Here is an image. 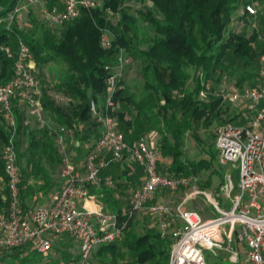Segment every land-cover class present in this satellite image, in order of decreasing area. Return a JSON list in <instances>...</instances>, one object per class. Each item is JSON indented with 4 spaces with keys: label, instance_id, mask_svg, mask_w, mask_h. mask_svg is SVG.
<instances>
[{
    "label": "trees",
    "instance_id": "16d2710c",
    "mask_svg": "<svg viewBox=\"0 0 264 264\" xmlns=\"http://www.w3.org/2000/svg\"><path fill=\"white\" fill-rule=\"evenodd\" d=\"M140 1L143 5L150 3L152 6L141 12L140 19L155 34L145 49L140 48L146 43L143 42L140 19L125 9V0H103L100 8L83 9L77 19L60 25L62 28L58 36L51 33L40 36L33 31L25 33L16 27L0 28V46H10L16 51L18 40L21 39L30 47L38 65L60 62L66 66L63 81L57 88L67 95L69 106L57 105L43 88L42 105L44 114L51 122L72 131L75 141L73 150L79 160L77 164L82 163L81 158L85 160L94 146L88 147L86 142L92 136L98 140L102 135V126L91 111V103L95 101L104 106L109 76L106 67L113 66L120 50L126 48L144 63L142 72L145 95L137 99L128 89L122 87V81L119 83V89L113 97L114 106L108 111L117 120L118 130L125 135L130 145H134L149 132L150 126L158 125L161 136L158 149L161 158L170 160L166 165L158 161L159 173L182 178L198 176L203 171L212 170L207 181L210 186V178L214 174L221 175L222 178L224 176V168L218 161L216 143L215 146H208V160L190 161L183 157L185 136L201 120L203 126L209 129L222 114L228 112L231 104L224 103L222 96L215 93L216 86L222 83L226 75H233L237 69L247 71L254 68L258 77L255 86L258 85L260 58L264 54V43L261 42L264 33V0ZM17 4L18 0H0V21L7 17ZM248 4L257 7L255 16L245 11ZM240 8L244 12L241 19L243 27L230 31L233 16ZM115 14H119L120 20L114 28L109 17ZM257 22L261 28L254 27ZM107 29L115 33L110 49H105L102 45V36ZM13 77L14 59L0 51V86ZM190 79L194 82L193 89H188L187 86ZM201 92H205L206 99L200 97ZM21 102L25 103L20 97L12 100L18 125V164L23 179L21 199L27 212L23 200V186L27 176L35 175L41 180L42 183L38 185L40 193L46 194L55 187L49 170L43 166L42 161L37 160V155L41 153L44 162L52 168L60 164L61 158L55 142L56 134L49 127L42 130L40 137L32 138L26 152L21 153ZM236 118L240 119V113L232 119ZM8 137L6 120L0 115V181L6 180L2 150L8 142ZM195 138L199 144L206 145L209 138H216V135L210 134L204 141L196 136ZM26 156L28 173L22 167ZM123 162L125 161L112 164L102 174H112L111 168L114 165L115 168L119 167ZM217 164L223 172L213 170ZM100 190L105 195V202H110L112 189ZM3 193L6 194L7 189L0 191V195ZM3 207H7V203L0 199V208ZM109 207L119 217L123 215L122 211L115 207V203H111ZM132 222L133 220L129 227ZM162 241L166 240L161 239L158 233L129 235L124 245L129 249L133 260L127 264H168L170 242L162 246ZM115 248L116 245L112 243L102 247L98 254L101 255L104 249H110V255L114 256ZM12 252L24 255V262L42 261L41 255L30 246L16 248ZM71 257L69 253L63 254L65 260Z\"/></svg>",
    "mask_w": 264,
    "mask_h": 264
},
{
    "label": "built area",
    "instance_id": "2783aa9c",
    "mask_svg": "<svg viewBox=\"0 0 264 264\" xmlns=\"http://www.w3.org/2000/svg\"><path fill=\"white\" fill-rule=\"evenodd\" d=\"M40 0H26L17 5L6 19L15 17ZM62 10H43L44 20L49 24L63 25L77 19L83 9L94 10L102 6L99 0H63ZM252 16L257 14L254 5L245 6ZM4 18V19H5ZM105 49L112 47L107 33L102 36ZM0 51L14 59V77L0 86V115L6 120L8 142L2 150L6 180L0 181V191L7 203L6 211L0 215V257L6 251L30 246L41 255V262L26 264H51L55 241L64 235L73 239L78 252L69 260L59 264H95L93 254L97 248L110 245L122 238L135 216L145 209L161 223L160 236L168 240V264H208L205 251L218 249L230 254L234 264H264V54L260 58L259 83L245 90L233 89L221 96L224 103H243L241 124L226 123L216 132V148L219 164L225 169L224 182L213 198L200 189L192 177H171L158 171L157 152L142 137L130 145L125 135L118 130L117 120L108 111L114 106L113 97L123 77L125 58L123 49L113 66H107L108 94L104 106L95 101L91 111L102 126V135L86 156L83 171L76 170L66 149L64 127H53L45 118L42 99L43 89L35 70L31 49L21 39L16 51L10 46H0ZM20 97L30 108V114L42 128L49 127L56 134V145L62 151L63 183L60 192L50 206H41L26 212L21 199L22 175L18 164V125L12 100ZM200 97L206 99L205 92ZM128 161L142 168L144 180L132 195L129 208L119 217L106 210L91 196V188L114 189L112 176L102 172L112 164ZM238 172V183L232 172ZM185 190L186 195L176 209L155 202L147 207L153 197L164 191ZM224 196L230 207L220 203L217 197ZM204 197L217 216L204 219L194 210L187 208L188 202ZM173 214L181 220L175 226L168 219ZM0 264H2L0 262Z\"/></svg>",
    "mask_w": 264,
    "mask_h": 264
},
{
    "label": "rangeland",
    "instance_id": "374dc122",
    "mask_svg": "<svg viewBox=\"0 0 264 264\" xmlns=\"http://www.w3.org/2000/svg\"><path fill=\"white\" fill-rule=\"evenodd\" d=\"M26 0H18L17 5H22L25 3ZM41 3L38 4L36 7H30L27 10L22 11L19 13L13 21L10 19H3L0 21V28H13L16 27L19 30L27 33V32H35L38 35H46L48 33H51L53 35H59L61 32V26L55 25V24H49L44 20L43 17V10H62L63 0L54 2L49 0H40ZM103 1V0H99ZM125 9L129 11L132 15L140 19L141 12H145L146 8H151L150 3H143L140 0H125ZM261 7V6H260ZM257 9V7H255ZM262 8V7H261ZM243 10L240 8L233 16V22L229 26V30H240L243 27V21L241 20L243 17ZM109 20L111 21L113 27H117L120 16L119 14L111 15L109 17ZM141 28H142V37L143 42H146L140 46V48L145 49L149 43H151L153 37L155 36L154 32L151 30V28L140 19L139 22ZM256 28H261V25L259 22L255 24ZM106 33L110 36L112 40L115 39V33L107 29ZM251 33V29L249 30V34ZM261 42L264 43V33L261 37ZM123 49L124 58L126 61L125 68L123 71V77L121 79L122 81V87H125L128 89V91L136 96L137 99L139 97L145 95L144 90V79H143V67L144 63L142 62V59H138L134 57L131 53H129L126 48ZM35 63V70L37 71V75L39 78V82L41 87L48 91L50 96L54 99L55 103L57 105L68 107L69 100L67 95H65L62 91L58 90L57 86L60 85V83L63 81L64 74L66 71V66L63 63L60 62H49L45 65H38ZM255 69L249 68L247 71H244L242 69H237L234 71L233 75H226L220 85L216 86L215 93L222 95L225 93L226 95L230 94L233 89L237 90H245L248 88H252L256 85L258 77L255 75ZM188 89H193L194 82L192 79L188 81ZM158 103V102H157ZM21 107H23L22 110H20L21 118L23 122V130L20 133L19 136V142H20V151L21 153H25L26 149L28 147V144L30 143L31 139L36 137H40L41 132L44 128L40 126V124L37 122V119L30 114V108L27 105V103L21 102ZM242 107L243 103L239 102L237 104L231 105L228 112L225 114H222V117L214 122L213 126L211 128H206L203 126V120H201L199 123H197L192 131L188 132L185 136V147L183 149L184 151V159H188L190 161H200L202 159H209L208 155V146L214 145L216 143V138H209L210 134L216 135L217 129L219 126H221L223 123H234V124H241L244 121L240 114V119H232L235 115L242 113ZM157 110H155V113ZM45 118L47 121L53 126L57 127L56 124L51 122L46 114ZM159 120V117H157ZM223 121V123H221ZM227 121V122H226ZM234 121V122H233ZM159 126L154 124L150 126L149 132L153 133L154 136L152 137V140L149 138V135L146 133L142 137H144L148 143L149 146L154 149L157 152L158 161H162L164 165L169 164V159H162L161 154L158 149V145L160 143L161 136L158 131ZM195 136L200 139L201 141L206 140L209 138L206 145L199 144L195 138ZM65 141H66V149L69 153H72L71 159L73 161V165L75 166L76 170H79L80 172L83 171V165L84 160L82 158L80 161H82L81 164H77L79 161L77 157H75V152L73 150L75 141L73 139V133L71 130H66L65 134ZM94 136L90 138L88 142H86V145L88 147H91L95 144L97 139H93ZM60 158L62 159V151L60 148H58ZM27 158L26 156L22 162V167L26 169L28 173L27 168ZM37 160L42 161L43 166L49 170L52 180L55 184V187L51 190H49L46 194L43 193V196L41 195L40 191L38 190V185L41 184V180L35 176H27L25 179V184L23 186V200L24 204L27 207V210H30L32 207H41L44 206L45 198L47 195L52 193L53 191H59L61 184L63 183V177H62V162L54 168H52L49 164L44 162L43 155L39 153L37 155ZM136 165V164H135ZM218 172H223L221 167L217 164L215 165L214 169ZM226 171L232 172L234 175V181L237 184L238 183V172L234 171L232 166H228ZM212 170L210 171H203L198 176H188L196 179V183L198 187L204 191H207L208 194H210L211 197H215L217 193L220 191V187L223 184L224 176L222 178L221 175L214 174L210 179L211 184L210 186L207 185V181L209 180L210 174ZM225 173V169H224ZM114 179L115 187L114 190L123 192L124 196H128V194L131 195V190L133 191V182L130 183L128 180L127 183L122 182L121 177L112 176ZM41 195V196H39ZM186 195L185 190H180L177 192H168L164 191L161 193L156 202H163L164 204L168 205L172 210L176 209L181 202L183 201L184 197ZM0 199L3 200V202H6L3 195H0ZM217 200L220 201V203L226 205L227 208L230 207V202L226 197L224 196H218ZM154 202L150 201L147 204V207L152 205ZM38 205V206H37ZM187 208L199 212L204 219H213L217 216V213L214 210V207L204 198V197H197L196 199L188 202L186 205ZM35 207V208H36ZM7 207L0 208V215L6 211ZM127 210V209H126ZM173 225L180 226L181 220L180 218L173 214L172 216H169L168 218ZM161 223L158 218L153 217L147 209L137 214L131 223L128 230L125 231L124 235L120 240L115 242L116 248L114 250V256L110 255L111 251L110 249H104L102 251V254L99 255L98 252L100 249L104 246H100L97 248L93 254L94 262L95 264H127L131 263L133 258L132 255L129 252V249L124 245L125 239L130 235H136V236H143L147 233H160ZM162 246H166L168 244V240L165 242H160ZM78 252V247L76 242L71 239L68 235H64L60 238V240L55 241L53 252H52V262L51 264H59L62 260H65L63 258V254L69 253L71 256L75 255ZM16 252L12 251H6L0 257V262L2 264H26L30 262H24L22 255H16ZM205 257L208 264H234L232 260L230 259V254L225 251H220L218 249L215 250H207L205 251ZM239 264V263H237Z\"/></svg>",
    "mask_w": 264,
    "mask_h": 264
},
{
    "label": "crops",
    "instance_id": "0c3cea01",
    "mask_svg": "<svg viewBox=\"0 0 264 264\" xmlns=\"http://www.w3.org/2000/svg\"><path fill=\"white\" fill-rule=\"evenodd\" d=\"M22 109H23V107H21V105H20V110H22ZM153 133H151V132L147 133L151 140H152V137L154 136ZM115 166L116 165H114L111 168L112 169V174L108 173V172L111 171V169L109 171H106L108 173L107 176L121 177L123 179L122 182H124V183H127L128 180L130 181V183L133 182V191L131 190V195L128 194V196H124L123 192L116 191V190L112 189L113 195L110 198V202L106 203L105 199H104L105 195L102 194V190H100L99 188H91V191L94 192V193L93 192L91 193V196H92V199L94 201H97L98 203H100L106 210H109V211L113 212L110 209L109 205H111V203H115V207L117 209H120L122 211V213H124L126 211V209H128L129 202H130V199H131L132 195L142 185V182L144 180V174L142 172V169H140V167H138L137 165H134L132 163H129L128 161L120 163L119 167L115 168ZM61 186H62V184H61ZM60 189H61V187H60ZM59 192H60V190L56 191V192L53 191L52 193L47 195V197L45 198L44 206H50L51 204H53L54 201L56 200ZM41 195L43 196V193H41ZM41 195H39V196H41ZM158 198L159 197H153L152 201L154 199H156V201H157ZM162 202H163V200H162ZM162 202H160V203H162ZM35 207L34 208L32 207L30 210H27V212L30 213L31 211H33L35 209ZM113 213H115V212H113Z\"/></svg>",
    "mask_w": 264,
    "mask_h": 264
}]
</instances>
